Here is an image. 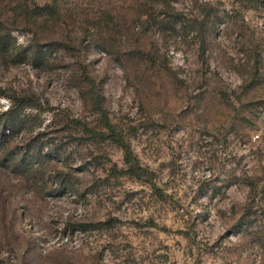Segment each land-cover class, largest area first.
<instances>
[{
    "label": "rangeland",
    "instance_id": "1",
    "mask_svg": "<svg viewBox=\"0 0 264 264\" xmlns=\"http://www.w3.org/2000/svg\"><path fill=\"white\" fill-rule=\"evenodd\" d=\"M12 103L0 264H264V0H0Z\"/></svg>",
    "mask_w": 264,
    "mask_h": 264
},
{
    "label": "trees",
    "instance_id": "2",
    "mask_svg": "<svg viewBox=\"0 0 264 264\" xmlns=\"http://www.w3.org/2000/svg\"><path fill=\"white\" fill-rule=\"evenodd\" d=\"M57 11L59 12L57 6L53 7L47 4L36 5L34 7L33 13L35 17L43 15L54 16ZM31 106L33 107L34 105L32 103H23L21 105L12 103L6 110H3L0 113V154L5 153L6 151L9 152L7 153V159H9V161L11 162H14V170L19 174H23L25 172H28L29 170L28 164L30 163V161H27L28 153H25L24 155L19 157V155L13 151L14 149L11 148V144L13 143L14 138L17 137L26 128L28 117L26 116L25 111ZM110 128L111 126L109 124L108 129ZM114 136H118L116 142H119L120 146L126 151V163H128V166L130 168L129 172L135 175H139L140 173H138L137 170L140 167L137 165V163L134 162L135 160L131 153L130 146L124 143L125 141L122 136L117 134H115ZM135 168H137V170H135Z\"/></svg>",
    "mask_w": 264,
    "mask_h": 264
}]
</instances>
